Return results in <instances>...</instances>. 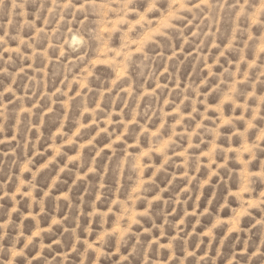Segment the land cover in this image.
<instances>
[{
    "label": "clouds",
    "instance_id": "9594fccd",
    "mask_svg": "<svg viewBox=\"0 0 264 264\" xmlns=\"http://www.w3.org/2000/svg\"><path fill=\"white\" fill-rule=\"evenodd\" d=\"M0 264H264V0H0Z\"/></svg>",
    "mask_w": 264,
    "mask_h": 264
}]
</instances>
